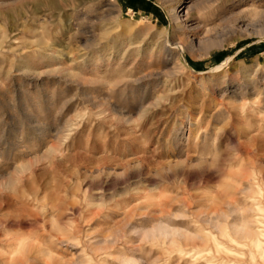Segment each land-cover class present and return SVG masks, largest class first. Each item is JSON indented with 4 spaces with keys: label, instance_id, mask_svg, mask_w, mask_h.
I'll return each mask as SVG.
<instances>
[{
    "label": "rangeland",
    "instance_id": "374dc122",
    "mask_svg": "<svg viewBox=\"0 0 264 264\" xmlns=\"http://www.w3.org/2000/svg\"><path fill=\"white\" fill-rule=\"evenodd\" d=\"M0 264H264V0H0Z\"/></svg>",
    "mask_w": 264,
    "mask_h": 264
},
{
    "label": "bare ground",
    "instance_id": "6f19581e",
    "mask_svg": "<svg viewBox=\"0 0 264 264\" xmlns=\"http://www.w3.org/2000/svg\"><path fill=\"white\" fill-rule=\"evenodd\" d=\"M184 3H185V2H182V5H183ZM184 8H186V6H184L183 9H184ZM182 47H183V46H181V48H182ZM182 49H183V48H182ZM59 55H60V54H59ZM61 55H62V54H61Z\"/></svg>",
    "mask_w": 264,
    "mask_h": 264
}]
</instances>
